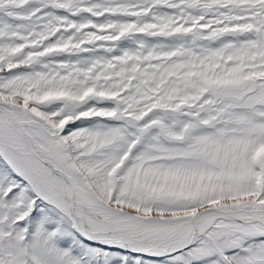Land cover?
<instances>
[{"label": "snow or ice", "instance_id": "obj_1", "mask_svg": "<svg viewBox=\"0 0 264 264\" xmlns=\"http://www.w3.org/2000/svg\"><path fill=\"white\" fill-rule=\"evenodd\" d=\"M0 264H264V0H0Z\"/></svg>", "mask_w": 264, "mask_h": 264}]
</instances>
